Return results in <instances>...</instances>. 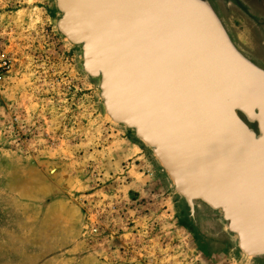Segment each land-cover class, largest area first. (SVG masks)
<instances>
[{"label": "rangeland", "instance_id": "rangeland-1", "mask_svg": "<svg viewBox=\"0 0 264 264\" xmlns=\"http://www.w3.org/2000/svg\"><path fill=\"white\" fill-rule=\"evenodd\" d=\"M216 2L233 43L260 59L246 10ZM58 18L54 0H0V264H264L219 213L190 219L151 151L106 119ZM133 145L145 158L119 162Z\"/></svg>", "mask_w": 264, "mask_h": 264}, {"label": "water", "instance_id": "water-1", "mask_svg": "<svg viewBox=\"0 0 264 264\" xmlns=\"http://www.w3.org/2000/svg\"><path fill=\"white\" fill-rule=\"evenodd\" d=\"M54 1L106 119L151 151L190 214L219 213L245 257H264V70L212 3Z\"/></svg>", "mask_w": 264, "mask_h": 264}, {"label": "flooded vegetation", "instance_id": "flooded-vegetation-1", "mask_svg": "<svg viewBox=\"0 0 264 264\" xmlns=\"http://www.w3.org/2000/svg\"><path fill=\"white\" fill-rule=\"evenodd\" d=\"M209 1L212 3L214 8L216 9L215 4L217 3L216 2L217 0H209ZM221 1L223 2V4L226 7H229L231 5V0H221ZM232 1L235 2V4H237L242 9L246 10L242 14H243V16L246 17L245 19L250 20L252 27H253L252 28L253 35L255 36V38L257 40V42L255 43V46H257V48L260 49V59L255 56L256 51H253L254 58L257 61L255 59H254L255 61L250 59L248 56H245V57H247L251 62H253L255 65H257L259 68L264 70V60L261 58V56H262L261 54H264V0H232ZM250 3H251V6L249 5ZM223 24L226 27V24L224 22H223ZM227 31H228V29H227ZM228 33H229V31H228ZM229 35H230V33H229ZM230 37H231V35H230ZM231 39H232V37H231ZM255 50H256V47H255ZM248 125L251 129H253L255 132H257L256 124H248ZM199 206H202V205L196 204L195 211H194L193 215L190 214V211L187 208L190 219L195 220V218L197 217V214H199ZM202 207L208 211H211L204 206H202ZM211 212L216 213L213 211H211Z\"/></svg>", "mask_w": 264, "mask_h": 264}, {"label": "built area", "instance_id": "built-area-1", "mask_svg": "<svg viewBox=\"0 0 264 264\" xmlns=\"http://www.w3.org/2000/svg\"><path fill=\"white\" fill-rule=\"evenodd\" d=\"M9 69H10L9 61H2L0 63V82L4 79V76ZM113 210H114V208H113ZM99 228H100V226L98 225V222H95L94 224H92L91 233H98Z\"/></svg>", "mask_w": 264, "mask_h": 264}, {"label": "crops", "instance_id": "crops-1", "mask_svg": "<svg viewBox=\"0 0 264 264\" xmlns=\"http://www.w3.org/2000/svg\"><path fill=\"white\" fill-rule=\"evenodd\" d=\"M125 156H127V157L135 156V157H137L139 159H144L145 158V155L142 152V150L138 146H134V145L129 148V150L127 151V154L123 153L122 157L120 155L118 156L119 162L123 161V158L125 159ZM133 173H135V172H132V174Z\"/></svg>", "mask_w": 264, "mask_h": 264}, {"label": "bare ground", "instance_id": "bare-ground-1", "mask_svg": "<svg viewBox=\"0 0 264 264\" xmlns=\"http://www.w3.org/2000/svg\"><path fill=\"white\" fill-rule=\"evenodd\" d=\"M262 123L264 124V117L262 118ZM263 135H264V127H263Z\"/></svg>", "mask_w": 264, "mask_h": 264}]
</instances>
